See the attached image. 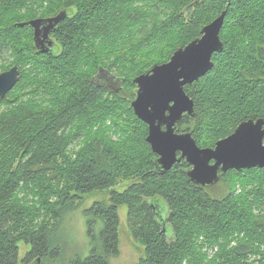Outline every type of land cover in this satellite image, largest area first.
<instances>
[{"label":"trees","instance_id":"1","mask_svg":"<svg viewBox=\"0 0 264 264\" xmlns=\"http://www.w3.org/2000/svg\"><path fill=\"white\" fill-rule=\"evenodd\" d=\"M225 10L222 51L184 87L195 116L178 131L199 147H213L244 121H264V0H0V57L9 60L0 72H20L0 99V264H46L64 214L83 195L124 183L110 205L84 212L90 254L72 264H107L118 254L121 204L144 247L138 264H264V168L222 174L229 191L219 198L192 184L184 163L153 172L147 127L130 107L132 80ZM61 11L68 15L51 32L54 50L39 52L32 29L18 24Z\"/></svg>","mask_w":264,"mask_h":264},{"label":"water","instance_id":"2","mask_svg":"<svg viewBox=\"0 0 264 264\" xmlns=\"http://www.w3.org/2000/svg\"><path fill=\"white\" fill-rule=\"evenodd\" d=\"M225 1L227 5L230 2ZM225 14L226 10L203 26L201 36L178 47L167 62L154 65L132 80L136 89L130 107L147 127L145 141L156 155L153 172L164 175L174 165L184 163L188 167L187 179L200 188L217 184L222 174L231 170L240 172L264 168L262 119L240 123L230 135L215 142L213 147H199L190 132H178L183 117L193 119L195 116L193 100L184 87L207 74L213 67V55L223 49L220 31ZM67 15L68 11H61L56 16L32 19L18 26H29L36 50L46 54L55 47L51 32ZM99 74L100 71L97 77ZM19 80L17 66L0 73V99ZM156 208L164 231V208L161 205Z\"/></svg>","mask_w":264,"mask_h":264},{"label":"rangeland","instance_id":"3","mask_svg":"<svg viewBox=\"0 0 264 264\" xmlns=\"http://www.w3.org/2000/svg\"><path fill=\"white\" fill-rule=\"evenodd\" d=\"M50 16H44L46 18ZM0 62L6 65L9 63L8 56L0 57ZM2 73V72H0ZM84 142V137L75 140L68 147V154L74 156V153L79 151ZM231 192L235 195L240 194L238 183L234 179L229 181ZM235 185V186H234ZM234 186V187H233ZM126 185L119 184L112 189L95 190L83 195L82 200L77 208L66 212L59 223V226L51 233L50 237L55 244L56 250L53 255L46 260V264H72L74 260H83L90 254V243L86 234V220L84 212L90 209L94 203L111 204V191L122 192ZM224 182L216 184L208 193L215 198L221 197L223 192H227ZM25 197L28 201L32 200V196L28 193H20L19 198ZM128 208L125 204L117 207L118 215V254L108 258L107 264H138L143 258L144 247L132 235L128 224ZM44 219V216H41ZM211 252V251H210Z\"/></svg>","mask_w":264,"mask_h":264},{"label":"flooded vegetation","instance_id":"4","mask_svg":"<svg viewBox=\"0 0 264 264\" xmlns=\"http://www.w3.org/2000/svg\"><path fill=\"white\" fill-rule=\"evenodd\" d=\"M111 83H114L112 79H111V82L108 84V87H107V89H109V90H112V88H113V86L110 85ZM185 118H186V117H183L182 122L185 120ZM182 122H181V123H182ZM181 123H180V124H181ZM178 132H180V131H178ZM231 171H232V170H231ZM228 172H229V171H228ZM219 182H221V179H220ZM219 182H218V183H219ZM218 183H217V185H218ZM215 185H216V184H215ZM215 185H213V186H211V187H205L204 189H208V190H209V189L213 188Z\"/></svg>","mask_w":264,"mask_h":264}]
</instances>
